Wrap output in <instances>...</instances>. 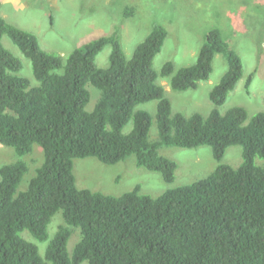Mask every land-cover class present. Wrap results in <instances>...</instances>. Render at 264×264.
Here are the masks:
<instances>
[{
  "label": "trees",
  "instance_id": "obj_1",
  "mask_svg": "<svg viewBox=\"0 0 264 264\" xmlns=\"http://www.w3.org/2000/svg\"><path fill=\"white\" fill-rule=\"evenodd\" d=\"M124 15L132 17L134 9ZM4 36L30 61L37 86L17 75L22 61L4 48ZM166 38L162 25L153 26L127 60L116 30L63 60L0 16V145L18 158L34 145L43 154L22 192L28 164L17 160L0 167V264H264V167L255 164L264 160V112L249 118L243 107L218 110L243 77L242 60L222 31L211 28L193 65L176 69L167 62L157 73L153 61ZM108 45L109 64L100 69L96 58ZM215 55L228 69L208 92V114L172 115L157 80H168L173 92L194 91L210 79ZM252 79L250 74L247 91ZM88 86L99 92L91 112L85 110ZM151 103L156 141L149 137L152 115L139 108ZM161 146H208L217 166L204 179L157 198L140 195L139 187L112 197L76 186L74 160L116 165L132 156L138 168L160 173L171 184L177 164L159 154ZM232 146L242 149L237 168L221 163ZM58 212L63 224L49 239ZM73 229L79 240L69 252ZM24 232L41 245L49 239L44 250L23 238Z\"/></svg>",
  "mask_w": 264,
  "mask_h": 264
},
{
  "label": "rangeland",
  "instance_id": "obj_2",
  "mask_svg": "<svg viewBox=\"0 0 264 264\" xmlns=\"http://www.w3.org/2000/svg\"><path fill=\"white\" fill-rule=\"evenodd\" d=\"M126 8L134 9L132 17H125ZM0 16L15 27L33 34L42 50L63 60L73 50L94 39L110 36L116 30L124 55L130 60L153 26L162 25L167 31V38L153 61L157 73L167 62H171L176 69L193 65L205 34L211 28H219L225 41L242 60L243 77L218 110L224 114L230 108L243 107L249 118L264 112V0H20L19 8L3 3ZM2 44L22 61V69L17 75L28 79L32 87L37 86L30 61L23 57L7 36L3 37ZM110 52L108 45L97 56L98 68L108 67ZM212 64L210 79L201 82L194 91L173 92L168 80H157L171 102L172 115L180 113L189 117L196 113L202 116L208 114L212 108L208 92L228 69L221 55H215ZM250 74H253V79L247 91L244 86ZM88 91L91 98L85 110L91 112L99 99V92L90 86ZM139 108L152 115L149 137L151 141H156L155 103ZM158 152L177 164L175 180L171 184H166L160 173L138 168L132 156L116 165H104L95 158L74 160L76 186L112 197H119L139 187L140 195L157 198L169 189L204 179L217 166L208 146L195 149L161 146ZM241 153L240 146H232L227 149L221 163L237 168L242 163ZM17 160L24 161L29 167L18 187V192H22L42 163V149L34 145L30 154L18 158L12 148L0 145V167ZM255 164L264 167V160L256 159ZM62 224L63 218L58 212L48 227L49 239ZM73 230L68 241L69 252L79 240L78 230ZM22 237L41 245L27 232ZM48 241L40 246L41 251Z\"/></svg>",
  "mask_w": 264,
  "mask_h": 264
},
{
  "label": "crops",
  "instance_id": "obj_3",
  "mask_svg": "<svg viewBox=\"0 0 264 264\" xmlns=\"http://www.w3.org/2000/svg\"><path fill=\"white\" fill-rule=\"evenodd\" d=\"M3 3H7V5L10 3L12 6L16 8L20 7V0H1V5Z\"/></svg>",
  "mask_w": 264,
  "mask_h": 264
}]
</instances>
